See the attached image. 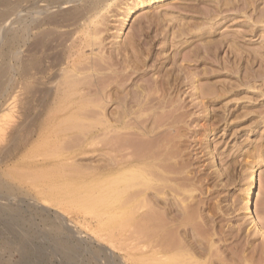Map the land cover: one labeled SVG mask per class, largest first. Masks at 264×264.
<instances>
[{
  "label": "rangeland",
  "instance_id": "1",
  "mask_svg": "<svg viewBox=\"0 0 264 264\" xmlns=\"http://www.w3.org/2000/svg\"><path fill=\"white\" fill-rule=\"evenodd\" d=\"M59 1H61L63 5L60 4L62 8L59 7L58 10H55V5L49 7L50 4L55 3L51 0H34L33 2L32 0H22V2L21 0H6V2L9 3L4 4V2L3 4L5 7L0 6V13L3 10V13L7 12L6 14L4 13V15L3 13L0 15V23H3L2 25L0 24V30L3 29L0 31V81L2 82V91L0 93V121L2 119L6 121L9 116V118L11 117L15 122L12 121L10 125L5 123V121L0 122L2 123V125L0 124V151L5 148L4 152L7 154L5 155L6 157L3 158V161L0 162V183H3L5 187L8 185L7 189L9 191H7V193L13 197L10 199L11 197L8 196V203L6 200H0V208L2 205H7V207L15 210L17 209V211H19L18 216L22 218L23 215V218L26 219L22 220L24 221L22 225L25 224L24 226L21 225L22 227H3V220L0 219V264H27L25 259L27 257H33L35 252L40 250V256L42 258L40 256H38V258H41L43 261L39 259L40 263L38 264H151V261L153 264V260L150 261L149 254L145 253L146 256L144 257L142 251H137V249H140L139 246L141 243L139 242L141 240H137L139 242H136L134 236L136 234H133L132 229L128 232L125 231L126 234L125 232L123 233L124 230L120 231L122 229L117 227L114 228L113 226L110 227L106 223V216L108 215L109 209L115 207V203H112V205L110 204L109 207L105 205L107 209L99 202L100 204L98 203L94 209L89 210L87 205L88 201L84 198L85 194L83 195V193H85L83 185L91 181V179L84 180L83 178H86L85 176L87 174H95V176L99 177L101 172L99 170L101 168L99 167L103 165V163H101L103 162V158H106V151L100 154L107 149V146L106 148H102V144H104L103 147H105V139L102 140L103 137H99L102 131H105L102 127L105 129L107 125H109L108 128L110 130V126L118 130L120 128L117 127L119 124L116 122V126H114L115 123L113 121L116 119L118 121L119 119L117 118L119 105L117 106V95L115 94H118V90L122 87L115 88V85L119 87L122 83L124 84V82L121 83V80L124 81L126 77L129 79L126 78L125 80L127 84L125 83L124 87L128 88L124 91L125 93L132 92L134 89L136 90L140 84V87H148L150 83V91L148 90L149 88L147 90L152 92L150 95L155 94V97L152 95L153 98H155V102L157 98L158 101L161 99L164 102L165 100V103H170H167L169 106L167 111L171 112L175 110V113L171 112L173 117L177 113L176 110H179L177 114L180 113L183 115L180 116V120L179 118L174 120L176 126L174 125L175 123H173V127H178V129L176 128L173 130V127H170V129L167 128L169 129V133L173 131L175 134V130L178 131L176 133L177 135L175 134L177 137L173 136L174 134H171V136H173V139L177 138L174 139L176 142L180 139L178 142L180 144L179 148L177 145L175 146L177 149L176 151L182 148L178 153L175 152L176 156L178 154L177 157L179 158L176 156L177 160L174 159L175 157L173 158V163L175 164H173L174 168H172L174 169L173 172H175L177 167L180 169L178 168L174 175H170L173 177L172 182L175 179V184H173L177 188L172 185L171 180L169 182V185L171 183V186H174L176 188H174V190H177L179 194L177 191L173 192L174 194L170 192V196L174 195V199L170 196L169 198H172L173 201L177 200V205H180L181 209H183V207L187 209L186 212H189H187L188 215L192 212L190 214L191 217L188 218L189 223H192L189 224L186 222L188 221L187 218H185L186 221L182 218L186 213L185 210L183 215H178V211L181 210L180 208L177 209L178 206H175V204L173 205L177 207L176 209L178 210L176 211V209L173 208L178 216L177 219H182L181 221H185L184 223L188 225V227L185 225V229L181 227V232L188 231L189 236L186 239H190V242L194 241L195 248L192 251H188V257H195L196 260H199L200 264H206V262L207 264H211L212 262H214L212 264H259L261 261L264 262V239L252 225V220H255L258 227L264 232V165H261L258 173L255 174V189L250 196L251 211L254 218H247L241 209L242 195L244 194L243 192L249 180L248 172L253 164L260 161L262 157L264 158V0H165L162 3L135 11L131 18L123 23L121 22L123 13L138 0H103L105 3L102 2V0H89V2L88 0H69L67 4L65 0ZM94 1L99 2L95 3ZM93 2L97 6L94 5ZM5 8H7L6 11ZM55 13L58 16L56 18L60 25H58L59 23L55 25ZM74 13L79 16L74 15ZM8 14L10 15L9 17ZM3 17L6 18L4 19ZM63 19L65 22H62ZM89 21L92 22L90 23ZM35 25L36 27L39 25L37 29ZM119 25H122V33L117 36L116 32L117 28L120 27ZM24 28L27 29L24 30ZM67 31L68 33L71 32L69 33V35H72L70 37L75 38L78 43L81 39V41L87 39V41H83L84 46L80 45L81 43L77 44L80 45V47L77 46L75 48V50L78 49L76 58L74 54L72 55V57L74 56L72 58L73 60H77L78 58L81 60L84 57L83 59L85 61H81L83 64L85 62L84 65L89 69L85 70V74L82 71V73L87 76L86 79L83 80L87 82L83 84V80L81 79L82 82H80L84 86L81 85L80 90H82L77 91L79 94L76 92L78 95L76 97L80 98L84 96L86 98H84L83 102L81 97L82 101L79 102V104L75 102L74 106L78 104L79 107L84 103V107L85 103L89 102L88 99H92H90L92 103H87V108L84 107V110L86 109L88 111L90 108L92 109H90L88 113L85 112L86 110H83L87 115H85L84 112L83 115L81 110V115L79 113L78 116L76 115L78 119L70 114L72 118L74 117L73 119L71 118L73 121L70 120L71 116L68 117L70 113L68 112L69 108L73 105H70L68 110L66 109V113H62L63 111H61L62 114L58 112L56 116L54 115L55 105L56 103L57 105L59 104L58 100H55V93L60 91H56L55 86L63 79L62 74L64 70H62V72L61 69H65L67 66V64L66 66L59 65L56 66L55 69V53L62 51V46L65 44V46H69V44L74 41L72 38L65 44L63 43L64 45L61 44L62 46L60 45V47L58 45L59 42H57L58 44L55 42V37ZM93 32L95 34H93ZM3 33L8 34L5 35ZM14 34L18 37H15L16 40H12L15 36ZM7 37L8 40H10L9 43ZM78 39L80 40L78 41ZM16 41L18 42L16 43ZM13 45H15L14 49ZM75 50L74 53L76 52ZM98 53L101 54L99 55ZM13 58H15V60ZM95 59H98V65L95 63ZM113 59L115 60L113 61ZM112 61L118 64L116 65V63ZM93 62L96 65H94ZM111 64L115 67H112ZM70 67H68V70L70 69L73 72V68ZM135 67H137V69ZM3 68L9 69L7 72L8 74L1 75ZM119 68L123 71L121 72ZM115 69L118 72L120 71L119 73L117 72L116 75ZM55 73L58 75H56V78ZM82 73H80V75ZM124 73L129 74V76L126 75L124 77ZM73 74L76 77L77 73L74 72ZM83 74L80 76L78 73L77 79L80 80V78H85ZM89 74L90 77H88ZM106 75L107 80L105 78ZM110 75L117 81H114ZM121 75L123 77H121ZM116 76L119 79H117ZM100 77H102L101 80L99 79ZM89 78H91V81ZM58 79L59 81H56ZM98 82H100V84ZM161 83L163 85H161ZM90 85L92 86L91 88L89 87ZM93 85L95 87H93ZM101 85L105 88H101ZM97 86L98 88H96ZM161 86L165 87L162 88ZM102 89L104 90L102 91ZM115 89L118 90L115 92ZM159 89H164L163 91H165V94ZM110 90L112 92H110ZM154 90L157 91L155 92ZM85 92H88L87 94L90 98L87 99L88 96ZM60 93L58 92L57 94ZM112 94H114L115 97H113ZM158 94L163 95H160V98ZM106 95H109L110 98L109 96L106 97ZM94 100H97L96 104ZM99 102L103 105L100 106L101 104ZM180 106H182L181 108L183 109H181ZM66 107H68V105H66ZM114 107H118L117 111ZM173 107L176 109H173ZM98 108L100 109L98 110ZM112 110L114 114H112ZM6 114L8 115L4 116ZM177 114L175 117L178 116ZM66 115L68 116L66 117ZM97 116H100V118L98 119ZM79 117L81 118L80 120ZM102 117L103 119L105 118V121L106 118H108V120L104 122ZM32 118L34 119L31 120ZM110 118H112V120ZM75 119L81 123H77ZM85 120L87 122H85ZM102 120L103 123L100 122ZM29 121H33V125L29 123L27 125L26 123ZM48 121H51L49 124L55 123L57 127H55V133L54 131L50 132H53L52 136L48 133L49 131L44 128L48 124ZM169 121H171V119H169ZM83 122L86 125L83 124ZM93 122H95L96 125ZM107 122L110 124L106 125L105 123ZM62 123H64V125H62ZM74 123L77 125L79 124L77 128L76 124L73 125ZM16 124H20L21 126L24 124L27 125H24V128H26L28 132L26 130V132L22 131L18 133L19 135H12L11 132L16 128L15 126L18 127ZM29 125H31V127H28ZM87 125L91 126L85 127ZM94 127H96L98 131ZM97 133L100 134L97 135ZM77 134L80 135L78 136ZM112 134L114 135L115 133ZM75 136L77 137L75 138ZM96 136L98 137L96 138ZM24 137L26 138L24 139ZM71 137L73 139L75 138V140ZM93 138L95 139L92 141ZM89 139H91L92 142L89 141ZM11 140L14 142L12 143ZM59 141L60 143L58 145ZM4 142L6 144H4ZM96 142L98 145L95 144ZM16 143L17 147L15 146ZM61 144L63 145L62 147H60ZM56 146L58 147L57 149H55ZM99 146L102 149H100ZM57 150L60 151L58 152ZM103 154H105V156ZM212 156H214L212 160L215 161L210 159ZM175 161H179L177 162L179 164L181 162V166ZM22 163L24 164L22 165ZM63 164L65 166H62ZM74 166H76L75 170ZM22 168V176H20L17 170L20 171ZM55 168L56 170L57 168H64V171L67 173L70 172L69 175L73 174L79 176L78 178L81 181L80 182L78 178L71 180L78 189H74L71 195L72 200H69V202H72H67L69 205L66 203L67 200L58 194V184L61 185V182L55 181L53 175L56 171ZM15 171L17 173H15ZM28 172H30V174H27ZM19 176L21 178H19ZM37 177L41 179L39 182L37 181ZM184 177L186 179H184ZM187 177L190 178L188 179ZM82 182L83 185L81 184ZM176 184H178V186ZM55 186L58 187L55 189ZM187 191L188 193H186ZM3 192L5 193V191ZM74 199L76 202H74ZM179 199L180 201H178ZM111 201L115 202L114 200ZM193 204H195V206H193ZM175 213L173 216H176ZM185 217H187L186 214ZM55 225L58 227H55ZM194 225L195 227H192ZM175 228L178 229L179 227ZM192 229L195 230L196 233L195 231L191 233L193 232ZM126 236L128 237L126 238ZM129 237L130 239H134L131 241ZM21 238L25 239L22 244L19 241ZM176 238L180 240L179 237ZM131 243L135 246L137 244L138 248L134 249L135 246ZM62 248L63 250L68 248L75 249L77 259L72 261L66 259L67 255ZM254 248L255 250L258 249V252H256L257 250L255 251ZM143 250L146 252V249ZM253 250L254 253H252ZM193 252L196 253L193 254ZM257 254L258 256L256 258ZM37 255H39V253ZM139 255L142 257L140 258ZM147 255L148 259H146ZM259 255L262 257L258 259V257H260ZM139 258L140 260H138ZM240 259L241 262H239ZM219 260L222 262L220 263ZM256 261L259 262L257 263Z\"/></svg>",
  "mask_w": 264,
  "mask_h": 264
},
{
  "label": "bare ground",
  "instance_id": "2",
  "mask_svg": "<svg viewBox=\"0 0 264 264\" xmlns=\"http://www.w3.org/2000/svg\"><path fill=\"white\" fill-rule=\"evenodd\" d=\"M9 1H11V0H9ZM34 0H32V2H33ZM45 1V0H44ZM51 1H54L55 3L52 5V4H50V5H52V6H50L49 5V7H53L54 5H55V10H58L59 9V7L61 6V5H63L62 4V2L61 1H59V0H57V1H55V0H51ZM69 0H65V3L67 4V2H68ZM83 1V0H82ZM81 1V2H82ZM106 1V0H105ZM165 0H138V1H136V2H134V4L132 5V6H130V7H128L127 8V10L123 13V15H122V20H121V22L123 23L124 21H127L129 18H131V16H132V14L133 13H135V11H137V10H141V9H144V8H147V7H150V6H153V5H155V4H158V3H162V2H164ZM0 2H1V4H0V6L2 7V6H4V4H8L9 2H6V0H0ZM5 2V3H4ZM21 2H22V0H21ZM88 2H89V0H88ZM95 2V1H94ZM93 2V4L94 5H96L95 3H98L99 1H96L95 3ZM102 2H104L103 0H102ZM4 3V4H3ZM12 3V2H11ZM10 3V4H11ZM45 3V2H44ZM48 3V2H47ZM105 3V2H104ZM3 4V5H2ZM61 4V5H60ZM71 4V3H70ZM81 4V3H80ZM79 4V5H80ZM83 4H85V3H83ZM100 4H101V1H100ZM12 5V4H11ZM102 5V4H101ZM38 6V5H37ZM97 6V5H96ZM5 7V6H4ZM3 7V8H4ZM12 7V6H11ZM11 7H9V8H11ZM18 7V6H17ZM48 7V8H49ZM104 7V6H103ZM8 8V9H9ZM60 8H62V7H60ZM76 8V7H75ZM75 8H73V9H75ZM15 9V8H14ZM14 9H12V10H14ZM46 9V8H45ZM53 9V8H52ZM76 9H78V8H76ZM91 9V8H90ZM97 9V8H96ZM7 10V8H5V11ZM62 10V9H61ZM65 10V9H64ZM72 10V9H71ZM4 11V10H3ZM3 11H1V13H3ZM9 11V10H8ZM33 11V10H32ZM13 12V11H12ZM19 12V11H18ZM56 12V11H55ZM61 12V11H60ZM65 12V11H64ZM1 13H0V15H1ZM5 13V12H4ZM4 13H3V15H4ZM7 13V12H6ZM5 13V14H6ZM46 13V12H45ZM90 13V12H89ZM15 14V13H14ZM53 14V13H52ZM59 14V13H58ZM95 14V13H94ZM28 15V14H27ZM64 15V14H63ZM66 15V14H65ZM74 15H76L75 13H74ZM78 15V14H77ZM76 15V16H77ZM10 15L8 14V17H9ZM21 16H23V15H21ZM53 16V15H52ZM62 16V15H61ZM79 16V15H78ZM15 17V16H14ZM25 17V16H24ZM54 17V16H53ZM56 17H58L57 16V14L55 13V25H57L59 22H58V19L56 18ZM87 17H88V15H87ZM91 17V16H90ZM4 18V17H3ZM6 18V17H5ZM4 18V19H5ZM11 18V17H10ZM43 18V17H42ZM61 18V17H60ZM65 18V17H64ZM68 18H69V16H68ZM77 18V17H76ZM80 18H81V16H80ZM84 18V17H83ZM1 19V18H0ZM9 19V18H8ZM7 19V20H8ZM13 19V18H12ZM32 19V18H31ZM36 19V18H35ZM41 19V18H40ZM62 19V18H61ZM67 19V18H66ZM75 19V18H74ZM92 19H93V17H92ZM17 20V19H16ZM34 20V19H33ZM47 20V19H46ZM60 20V19H59ZM64 20V19H63ZM62 20V22H65V20L63 21ZM80 20V19H79ZM87 20H89V19H87ZM2 21H3V19H2ZM72 21V20H71ZM1 22V21H0ZM13 22V21H12ZM15 22V21H14ZM18 22V21H17ZM25 22V21H24ZM32 22V21H31ZM47 22V21H46ZM61 22V21H60ZM77 22V21H76ZM90 22V21H89ZM92 22V21H91ZM90 22V23H91ZM11 23V22H10ZM21 23V22H20ZM29 23V22H28ZM33 23V22H32ZM48 23H50V22H48ZM75 23V22H74ZM89 23V24H90ZM1 25L3 24V23H0ZM18 24V23H17ZM34 24V23H33ZM39 24V23H38ZM54 24V23H53ZM65 24V23H64ZM84 24V23H83ZM94 24V23H93ZM96 24V23H95ZM0 25V26H1ZM41 25V24H40ZM58 25H60V23L58 24ZM74 25V24H73ZM76 25V24H75ZM4 26V25H3ZM11 26V25H10ZM39 26V25H38ZM37 26V27H38ZM42 26V25H41ZM95 26V25H94ZM120 26V25H119ZM37 27H36V25H35V28L37 29ZM58 27V26H57ZM1 28V27H0ZM11 28V27H10ZM9 28V29H10ZM17 28V27H16ZM15 28V29H16ZM23 28V27H22ZM33 28V27H32ZM31 28V29H32ZM41 28V27H40ZM87 28V27H86ZM96 28V27H95ZM25 29H27V28H24V30ZM72 29V28H71ZM3 30V29H2ZM2 30H0V31H2ZM5 30V29H4ZM41 30V29H40ZM59 30V29H58ZM75 30V29H74ZM83 30V29H82ZM100 30V29H99ZM121 30H122V25L119 27V28H117V36H119L122 32H121ZM6 31V30H5ZM16 31V30H15ZM32 31V30H31ZM84 31H86V30H84ZM23 32H26V31H23ZM47 32V31H46ZM56 32V31H55ZM63 32V31H62ZM72 32H73V30H72ZM78 32V31H77ZM88 32V31H87ZM96 32V31H95ZM69 33H71V32H69ZM69 33H68V31L67 32H64V33H61L60 35H58V37H55V42L57 43V42H59V46L62 44V45H64L66 42H68V41H70L72 38L70 37V36H72V35H69ZM85 33V32H84ZM83 33V34H84ZM101 33V32H100ZM3 34H5V33H3ZM6 34H8V33H6ZM5 34V35H6ZM24 34V33H23ZM75 34V33H74ZM73 34V35H74ZM87 34V33H86ZM93 34H95L94 32H93ZM12 35V34H11ZM15 35V34H14ZM18 35V34H17ZM88 35V34H87ZM99 35V34H98ZM2 36V35H1ZM4 36V35H3ZM57 36V35H56ZM97 36V35H96ZM95 36V37H96ZM16 37V35L14 36V38ZM84 37V36H83ZM100 37V36H99ZM6 38V37H5ZM12 38V37H11ZM10 38V39H11ZM12 39V40H16V38H18V37H16L15 39ZM34 38V37H33ZM38 38V37H37ZM36 38V39H37ZM85 38V37H84ZM94 38V37H93ZM21 39V38H20ZM77 39V38H76ZM96 39H98V38H96ZM7 40H8V37H7ZM23 40V39H22ZM38 40V39H37ZM73 40L74 41H72V43L71 44H69V46L67 45V46H62L63 47V49H62V51H60V52H58V53H55V69H56V66H59V65H65L66 66V64H67V66H66V68L65 69H61V71L62 70H64V72H63V79L62 78H60V79H62L61 80V82L59 81V79L58 80H56V81H59V83H57L56 84V88H55V90L57 91V90H60V91H57L56 93H55V100L57 101L58 100V102H59V104L57 105V103H56V105H55V116L57 115V113L58 112H60L61 113V111H63L62 113H66L67 112V110H68V108L70 107V105H73L72 107H70L69 108V111L68 112H70L69 113V116L68 115H66V117L68 116V117H70L71 115L72 116H75V118H77L76 117V115L78 116V113L80 114V112L82 111V114H83V112L86 110H84V107H86L87 106V103H92V101H90V97L88 96V92L86 93L87 94V99L88 98H90V99H88V101L89 102H87V103H85V106L83 107V105H84V103H83V105H81L82 107H83V109H82V107L81 106H79L78 107V104H79V102H81L82 101V99H83V102H84V98H86V97H82V99H81V97L79 98V97H76V96H78L77 95V91H79L80 90V87H81V85L82 86H84L83 84H85V82H87V81H85L84 82V80L83 79H86V77L87 76H85L84 74V72H86L85 70L87 69V70H89L84 64H85V62H84V64H83V62L81 61V60H83V61H85L83 58L80 60L79 58L76 60V59H72L74 56H75V58H76V53H77V50L78 49H76L75 50V48L77 47V46H79L80 47V45H83L84 44V42L85 41H87V39L83 42V41H81L80 39H78V41L80 40V42L79 43H81L80 45H77V44H79L76 40H75V38H73ZM94 40V39H93ZM9 41L10 40H8V43H9ZM95 41V40H94ZM99 41H100V39H99ZM3 42V41H2ZM6 42V41H5ZM12 42V41H11ZM10 42V43H11ZM18 41H16V43H17ZM83 42V43H82ZM8 43H7V45H8ZM13 43V42H12ZM43 43V42H42ZM64 43V44H63ZM19 44V43H18ZM17 44V45H18ZM31 44V43H30ZM56 44V45H57ZM92 44H93V42H92ZM97 44V43H96ZM100 44V43H99ZM35 45V44H34ZM33 45V46H34ZM46 45V44H45ZM57 45V46H58ZM9 46V45H8ZM14 46L15 45H13V49H14ZM36 46V45H35ZM58 46V47H59ZM60 46V47H61ZM84 46V45H83ZM91 46H93V45H91ZM97 46V45H96ZM102 46H103V44H102ZM11 47V46H10ZM19 47V46H18ZM78 47V48H79ZM128 47V46H127ZM100 48V47H99ZM98 48V49H99ZM83 49V48H82ZM86 49V48H85ZM117 49V48H116ZM9 50V49H8ZM17 50V49H16ZM31 50V49H30ZM74 50L76 51L75 53H74ZM88 50V49H87ZM115 50V49H114ZM129 50V49H128ZM13 51V50H12ZM118 51L120 52V50L118 49ZM9 52H10V50H9ZM16 52V51H15ZM81 52V51H80ZM119 52H117V53H119ZM129 52V51H128ZM135 52V51H134ZM20 53V52H19ZM102 53V52H101ZM100 53V54H101ZM133 53V52H132ZM1 54V53H0ZM12 54V53H11ZM74 54V56L72 57V55ZM80 54V53H79ZM84 54V53H83ZM88 54V53H87ZM99 54V53H98ZM99 54V55H100ZM91 55V54H90ZM99 55H98V57H99ZM121 55V54H120ZM131 55V54H130ZM136 55H138V54H136ZM81 56V55H80ZM88 56V55H87ZM94 56V55H93ZM97 56V55H96ZM118 56H119V54H118ZM89 57V56H88ZM88 57H87V60H88ZM95 57V56H94ZM93 57V58H94ZM97 57V58H98ZM120 57V56H119ZM5 58V57H4ZM3 58V59H4ZM107 58V57H106ZM105 58V59H106ZM115 58V57H114ZM133 58H134V56H133ZM14 60H15V58H13ZM99 59V58H98ZM98 59H95V63H97V61H98ZM130 59V58H129ZM138 59V58H137ZM89 60H90V58H89ZM93 60V59H92ZM101 60V59H100ZM102 60H104V59H102ZM115 59H113V61H114ZM112 61V62H113ZM130 61V60H129ZM261 61V60H260ZM259 61V62H260ZM69 62H70V64H69ZM71 62H72V64H71ZM104 62V61H103ZM110 62V61H109ZM94 63V62H93ZM94 63V65H96ZM98 63H99V61H98ZM98 63H97V65H98ZM107 63H108V60H107ZM113 63H116V62H113ZM127 63V62H126ZM130 63V62H129ZM263 63H264V61H263ZM106 64V63H105ZM118 63H116V65H117ZM125 64V63H124ZM163 64V63H162ZM261 64V63H260ZM20 65V64H19ZM42 65V64H41ZM40 65V66H41ZM71 67H70V66ZM108 65V64H107ZM106 65V66H107ZM112 65V64H111ZM87 66H88V64H87ZM114 65H112V67H113ZM126 66V65H125ZM128 66V65H127ZM130 66V65H129ZM136 66V65H135ZM17 67V66H16ZM20 67V66H19ZM68 67H70V68H73V72H72V70H68ZM94 67V66H93ZM102 67H104V66H102ZM108 67H110V66H108ZM115 67V66H114ZM123 67V66H122ZM138 67V66H137ZM137 67H135L136 69H137ZM162 67V66H161ZM105 68V67H104ZM126 68V67H125ZM139 68V67H138ZM182 68V67H181ZM180 68V69H181ZM93 69V68H92ZM132 69V68H131ZM140 69V68H139ZM110 70V69H109ZM112 70V69H111ZM116 70V69H115ZM119 70H120V68H119ZM9 71V69H4L3 68V70L1 71V75H6V73ZM82 71H83V73H82ZM97 71H99V70H97ZM114 71V70H113ZM121 71V70H120ZM119 71V72H120ZM123 71V70H122ZM121 71V72H122ZM131 71V70H130ZM134 71V70H133ZM136 71V70H135ZM147 71V70H146ZM164 71V70H163ZM171 71V70H170ZM169 71V72H170ZM181 71V70H180ZM56 72H57V70H56ZM77 73L76 74V77H75V75L73 74V73ZM92 72V71H91ZM102 72H104V71H102ZM117 70H116V73H115V75L117 74ZM118 72V73H119ZM173 72V71H172ZM184 72V71H183ZM72 73V74H71ZM78 73H79V75H80V73H82L83 74V76H85V78L83 77V78H80V76L82 75H80L79 76V78H80V80H78L77 78V75H78ZM90 73V72H89ZM109 73V72H108ZM113 73V72H112ZM132 73V72H131ZM161 73V72H160ZM179 73V72H178ZM8 74V73H7ZM101 74V73H100ZM105 74H107V73H105ZM104 74V75H105ZM111 74V73H110ZM123 74V73H122ZM125 74V73H124ZM135 74V73H134ZM145 74V73H144ZM150 74H152V73H150ZM156 74V73H155ZM168 74V73H167ZM56 73H55V78H56ZM74 75V76H73ZM98 75V74H97ZM129 76V74H125L124 75V77L125 76ZM133 75V74H132ZM136 75V74H135ZM172 75V74H171ZM182 75V74H181ZM58 76V75H57ZM110 76H112V75H110ZM140 76V75H139ZM166 76V75H165ZM177 76V75H176ZM192 76V75H191ZM2 77H4V76H2ZM88 77H90V74H89V76ZM92 77V76H91ZM99 77V76H98ZM107 77V75L105 76V78ZM121 77H123L122 75H121ZM121 77H120V79H121ZM144 77V76H143ZM167 77V76H166ZM165 77V78H166ZM97 78V77H96ZM104 78V79H105ZM112 78H113V76H112ZM116 78H117V76H116ZM115 78V79H116ZM126 78H128V77H126ZM126 78H124V81H122L121 80V83L122 82H124V84L122 85L121 83V85L118 87V85L116 86L115 84V88L117 87V88H121V89H117L118 90V94H115L114 93V91L116 92L117 90L115 89L114 91H113V93L115 94V95H117V106L119 107H117L118 108V117L117 118H119L118 119V121H117V119L115 120V121H113L114 123L116 122L117 124H119L117 127H120L119 128V130L116 128L115 129V127L114 126H116V123H115V125L113 126L114 128H112V126H110V128H111V130L108 128L109 127V125H107V124H110V123H105L106 125H107V127L104 129V127H102V129L103 130H105L104 132L102 131V133H101V135L99 136L100 138H102V140L103 139H105V141L104 142H106L105 143V147H103L104 146V144H102L101 146H102V148H106V146H107V149L106 150H104L103 152H101L100 154H102V153H104L105 151V153H106V156H105V154H103L106 158H103L102 156H100V157H102L103 158V162H101V163H103V165H101V167H99L98 165V167L99 168H101V169H99L101 172H100V176L98 177V176H95V174H87L85 177L86 178H83L84 180L86 179H91V181H86V182H88V183H85L84 185H83V182L81 183L83 186H84V188H85V193H83V195L85 196L84 198H86V200L88 201V209L90 210V209H94L95 208V206L99 203V202H101L104 206L105 205H107L108 207H109V205L111 204L112 205V203H115L116 205H115V207H111L110 209H109V212H108V215L106 216V223L110 226V227H117V228H119V229H122V230H120V231H123V233L126 231V232H128L130 229H132V231H133V234H136V235H134L135 236V239H136V242H139L140 240V242L139 243H141L140 244V249H137V251L138 250H140V252L142 251V253L144 254V257L146 256L145 255V253L146 254H149V257H150V261L151 260H153V264H200V262H199V260H196V258L195 257H188V251H192L194 248H195V246H194V241H189V240H187L186 238L189 236V232L188 231H185V232H181V230H180V228L181 227H183L184 229H185V221H186V219L185 218H189V217H191V213L192 212H190V216L187 214V212H186V210L187 209H185L184 207H183V209H181V206L179 205H177L178 204V202H177V200L174 202L173 200H172V198L174 197V195L173 196H170V192H176L175 190H174V188L176 187L174 184H175V179L173 180V182H172V178L173 177H171L170 175L172 174V175H174L175 174V172L177 171V169L179 168V167H177L176 168V170H175V172H173L174 171V169H172V168H174L173 167V164H175V163H173V158L176 156V154H175V152L176 153H178V151L179 150H181V149H179L178 151H176L177 149H176V145L178 146V148H179V146H180V144L178 143L179 142V140H178V142H176V140L174 141V139H177V138H172L173 136H175V134L178 132L177 130H175L174 132H175V134L173 133V131H170V132H172V133H169V129H170V127H173V123H175V121L174 120H176V119H178L179 118V120H180V116H183L182 114H177L178 113V111L179 110H176V114L178 115L177 117H175V115H174V117H173V115H172V113H175V110H173V109H176V108H174L173 107V111H167V108L169 107L168 105H167V103L168 102H166L165 103V100H164V102L160 99L159 101H158V98L156 99L157 101L155 102V98H153V96L155 95H150V93H152V92H149L150 91V88L151 87H149L150 86V83H149V85H148V87L146 88V87H140V85L138 86V88L137 87H135V88H137L136 90L134 89V91H132V92H128V93H125L124 91H126V88L124 87V85H125V83L127 84V82H125V80H126ZM147 78V77H146ZM177 78V77H176ZM23 79V78H22ZM81 79L83 80V82L81 81ZM90 79V81H91V78H89ZM100 80L102 79V77H100L99 78ZM99 79H97V80H99ZM110 79V78H109ZM117 79H119V78H117ZM129 79V78H128ZM133 79V78H132ZM143 79V78H142ZM141 79V80H142ZM145 79V78H144ZM149 79V78H148ZM192 79V78H191ZM106 80H107V78H106ZM111 80V79H110ZM113 80H114V78H113ZM140 80V79H139ZM164 80V79H163ZM168 80V79H167ZM166 80V81H167ZM189 80V79H188ZM3 81V80H2ZM83 83V84H81V82ZM89 81V80H88ZM94 81V80H93ZM96 81V80H95ZM105 81V80H104ZM103 81V82H104ZM114 81H117V80H114ZM144 81H146V80H144ZM153 81H155V80H153ZM158 81V80H157ZM157 81H156V83H157ZM165 81V82H166ZM207 81V80H206ZM113 82V81H112ZM164 82V81H163ZM180 82V81H179ZM205 82V81H204ZM4 83V82H3ZM89 83H91V82H89ZM94 83V82H93ZM92 83V84H93ZM99 84H100V82H98ZM109 83V82H108ZM111 83V82H110ZM114 83V82H113ZM132 83H133V81H132ZM168 83V82H167ZM181 83V82H180ZM195 83V82H194ZM207 83V82H206ZM98 84V85H99ZM104 84V83H103ZM117 84V83H116ZM119 84V83H118ZM135 84V83H134ZM155 84V83H154ZM169 84V83H168ZM173 84V83H172ZM178 84V83H177ZM89 85V84H88ZM97 85V84H96ZM107 85H109V84H107ZM113 85V86H114ZM144 85V84H143ZM146 85V84H145ZM161 85H163L162 83H161ZM191 85V84H190ZM137 86V85H136ZM158 86H160V85H158ZM158 86H155L156 88L158 87ZM166 86V85H165ZM164 86V87H165ZM194 86V85H193ZM90 88L92 87L91 85L89 86ZM88 87V88H89ZM93 87H95L94 85H93ZM104 87V86H103ZM102 87V85H101V88H103ZM131 87H133V86H131ZM152 87H153V85H152ZM162 87V86H161ZM164 87H162V88H164ZM195 87V86H194ZM206 87V86H205ZM96 88H98V86L96 87ZM100 88V89H101ZM105 88V87H104ZM109 88V87H108ZM107 88V89H108ZM149 88V89H148ZM159 88V87H158ZM175 88V87H174ZM173 88V89H174ZM94 89V88H93ZM113 89H114V87H113ZM128 89V88H127ZM132 89V88H131ZM149 91H148V90ZM161 89V88H160ZM159 89V90H160ZM197 89V88H196ZM82 90V89H81ZM80 90V91H81ZM85 90V89H84ZM99 90V89H98ZM97 90V91H98ZM104 89H102V91H103ZM112 90V89H111ZM110 90V92H112ZM152 90H153V88H152ZM151 90V91H152ZM164 90V89H163ZM163 90H160V91H163ZM199 90V89H198ZM1 91H2V82L0 81V93H1ZM88 91V90H87ZM90 91V90H89ZM96 91V92H97ZM131 91V90H130ZM155 92L157 91V90H154ZM204 91V90H203ZM207 91V90H206ZM60 93V94H57V93ZM77 92V93H76ZM101 92V91H100ZM105 92V91H104ZM104 92H103V94H104ZM108 92V91H107ZM149 92V93H148ZM154 92V93H155ZM165 91H163L162 93H164ZM179 92V91H178ZM199 92V91H198ZM82 93H83V95H84V92L82 91ZM90 93H91V91H90ZM89 93V94H90ZM94 93V92H93ZM98 93V92H97ZM158 93V92H157ZM156 93V94H157ZM207 93V92H206ZM79 94V93H78ZM96 94V93H95ZM100 94V93H99ZM106 94V93H105ZM111 94V93H110ZM109 94V95H110ZM114 94H112L113 95V97H115V95ZM165 94V93H164ZM208 94V93H207ZM80 95H81V93H80ZM108 95V96H109ZM150 95V96H149ZM159 95V94H158ZM160 95H163V94H160ZM160 95H159V97H160ZM92 96H94V95H92ZM101 96H102V94H101ZM107 95H106V97H108ZM111 96V95H110ZM110 96H109V98H110ZM177 96V95H176ZM201 96V95H200ZM2 97V96H1ZM155 97V96H154ZM167 97V96H166ZM198 97V96H197ZM102 98V97H101ZM112 98V97H111ZM153 98V99H152ZM161 98V97H160ZM164 98V97H163ZM199 98V97H198ZM102 99H104V98H102ZM92 100V99H91ZM106 100V99H105ZM108 100V99H107ZM116 100V99H115ZM95 101V100H94ZM97 101V100H96ZM96 101L94 102L95 104H96ZM167 101V100H166ZM171 101H173V100H171ZM174 101H176V100H174ZM179 101V100H178ZM75 102H78V104H77V106H74L75 104ZM112 102H113V99H112ZM111 102V103H112ZM114 102H116V101H114ZM154 102V103H153ZM100 103V102H99ZM178 103V102H177ZM197 103H199V102H197ZM82 104V103H81ZM101 104V103H100ZM168 104H170V103H168ZM66 105H68V107H66ZM99 105V104H98ZM103 104H101L100 106H102ZM175 105V104H174ZM184 105V104H183ZM90 106V105H89ZM88 106V107H89ZM92 106V105H91ZM94 106V105H93ZM113 106H114V104H113ZM185 106V105H184ZM81 107V108H80ZM96 107H97V105H96ZM99 107V106H98ZM182 106H180V108H181ZM14 108V107H13ZM27 108V107H26ZM76 108V109H75ZM87 108V107H86ZM114 108H116V107H114ZM113 108V109H114ZM117 108H116V111H117ZM67 109V110H66ZM71 109V110H70ZM90 109H92V108H90ZM90 109L88 110V111H90ZM100 108H98V110H99ZM103 109H105V108H103ZM171 109V108H170ZM169 109V110H170ZM177 109H179V108H177ZM181 109H183V108H181ZM25 110V109H24ZM27 110V109H26ZM81 110V111H80ZM84 110V111H83ZM94 110H96V109H94ZM52 111V110H51ZM88 111L86 110L85 112H87L88 113ZM102 111V110H101ZM106 111V110H105ZM113 111V110H112ZM50 112V111H49ZM85 112H84V114H85ZM94 112H96V111H94ZM104 112V111H103ZM102 112V113H103ZM110 112V111H109ZM12 113V112H11ZM61 113V114H62ZM87 113L85 114V115H87ZM97 113V112H96ZM99 113V112H98ZM105 113H107V112H105ZM181 113H182V111H181ZM185 113V112H184ZM50 114V113H49ZM68 114V113H67ZM71 114V115H70ZM73 114H75V115H73ZM83 114V115H84ZM92 114V113H91ZM95 114V113H94ZM112 114H114V111H113V113ZM8 114H6V115H4V116H7ZM12 115V114H11ZM10 115V116H11ZM81 115V114H80ZM79 115V116H80ZM97 115V114H96ZM95 115V116H96ZM108 115V114H107ZM187 115V114H186ZM2 116V115H1ZM3 116V117H4ZM72 116L70 117V120H71V118H72ZM101 116V115H100ZM100 116H97L98 117V119L100 118ZM105 116H106V114H105ZM105 116H103V117H105ZM115 116V115H114ZM48 117V116H47ZM88 117V116H87ZM103 117H102V119H103ZM110 117V116H109ZM29 118V117H28ZM44 118V117H43ZM74 118V117H73ZM72 118V119H73ZM93 118V117H92ZM113 118V117H112ZM112 118H110L111 120H112ZM113 118V119H114ZM175 118V119H174ZM188 118V117H187ZM34 118H32L31 120H33ZM50 119V118H49ZM78 119V118H77ZM77 119H75V120H77ZM81 118L79 117V120H80ZM88 119V118H87ZM86 119V120H87ZM109 119V120H110ZM169 119H171V121H169ZM30 120V121H31ZM48 120V119H47ZM85 120V122H87ZM104 120V122H106L107 120H108V118H106V121H105V118L103 119ZM103 120L102 121H100V122H102L103 123ZM3 121H5V119L3 120H1L0 122H3ZM12 119H11V117L9 118V116H8V119L5 121V123H7V124H9L10 125V123H12ZM27 122L26 124L28 125V123L29 124H32V122ZM55 121V120H54ZM65 121H66V118H65ZM71 121H73V120H71ZM71 121H70V123H71ZM93 121V120H92ZM169 121V122H168ZM14 122V121H13ZM51 121H48L47 123V125H46V127H44V128H46V130H48L49 132L48 133H50L51 131H54V133H55V123H53V121H52V123L53 124H49ZM81 123L80 121H78L77 120V123ZM99 122V121H98ZM111 122V121H110ZM119 122V123H118ZM15 123V122H14ZM67 123H68V121H67ZM69 123V124H70ZM94 124H95V122H93ZM177 123H178V120H177ZM183 123H185V122H183ZM182 123V124H183ZM1 125H2V123H0ZM59 124V123H58ZM72 124V123H71ZM70 124V125H71ZM76 123H74L73 125H75ZM83 124H85L84 122H83ZM112 124V123H111ZM180 124V123H179ZM16 125H18V124H16ZM20 125V124H19ZM18 125V127L17 126H15L16 128L15 129H13V131L11 132L10 130V132L12 133V135L14 134H18V133H20V132H26V128H24L25 126H27V125H23V126H19ZM33 125V124H32ZM60 125H61V123H60ZM62 125H64V123H62ZM79 125V124H78ZM78 125L76 124V128L78 127ZM86 125V124H85ZM91 125H92V122H91ZM90 125V126H91ZM96 125V124H95ZM94 125V126H95ZM106 125H104V126H106ZM172 125V126H171ZM175 126H176V123L174 124ZM3 126H5V125H3ZM68 126V125H67ZM90 126H85V127H90ZM98 126V125H97ZM102 126V125H101ZM173 127V130L174 129H178V127ZM2 127V126H1ZM6 127V126H5ZM28 127H31V125H29ZM27 127V128H28ZM73 127V126H72ZM72 127H71V129H72ZM93 127V126H92ZM57 128V127H56ZM75 128V127H74ZM83 128V127H82ZM94 128H96V127H94ZM108 128V129H107ZM167 128H169V129H167ZM23 129H25V130H23ZM30 129V128H29ZM61 129V128H60ZM59 129V130H60ZM64 129V128H63ZM70 129V130H71ZM80 129V128H79ZM84 129V128H83ZM114 129H115V131H117V132H115L114 131ZM2 130V129H1ZM34 130V129H33ZM66 130V129H65ZM85 130V129H84ZM90 130V129H89ZM88 130V131H89ZM92 130V129H91ZM96 130H97V128H96ZM113 130V131H112ZM31 131V130H30ZM72 131V130H71ZM74 131V130H73ZM78 131V130H77ZM77 131H75V132H77ZM93 131H94V129H93ZM98 131V130H97ZM99 131H100V129H99ZM180 131V130H179ZM8 132V131H7ZM17 132V133H16ZM27 132H28V130H27ZM33 132V131H32ZM69 132V131H68ZM79 132H81V131H79ZM87 132V131H86ZM85 132V133H86ZM6 133V132H5ZM53 133V132H52ZM52 133H50V135L52 136ZM89 133V132H88ZM103 133H104V136H103ZM112 133H115L114 135L112 134ZM1 134V133H0ZM26 134V133H25ZM29 134V133H28ZM83 134V133H82ZM100 134V133H99ZM98 133H97V135H99ZM171 134H174L173 136H171ZM19 135V134H18ZM22 135V134H21ZM55 135V134H54ZM57 135V134H56ZM78 135V134H77ZM80 135V134H79ZM78 135V136H79ZM94 135V134H93ZM93 135H91V136H93ZM177 135V134H176ZM10 136V135H9ZM90 136V135H89ZM102 136V137H101ZM179 136V135H178ZM16 137H18V136H16ZM27 137V136H26ZM26 137H24V139L26 138ZM45 137V136H44ZM77 136H75V138H76ZM81 137V136H80ZM82 137H84V136H82ZM98 136H96V138H97ZM175 137H177V136H175ZM12 138V137H11ZM28 138V137H27ZM72 138V137H71ZM75 138L73 139V140H75ZM85 138V137H84ZM92 138V137H91ZM15 139V138H14ZM23 139V140H24ZM71 139V140H72ZM79 139V138H78ZM86 139V138H85ZM95 138H93L92 139V141L94 140ZM58 140V139H57ZM66 140V139H65ZM72 140V141H73ZM81 140V139H80ZM82 140H83V138H82ZM5 141V140H4ZM27 141V140H26ZM79 141V140H78ZM77 141V142H78ZM89 141H91V139H89ZM91 141V142H92ZM11 142H12V140H11ZM14 142V141H13ZM12 142V143H13ZM15 142H17V141H15ZM18 142H19V140H18ZM21 142V141H20ZM23 142V141H22ZM65 142V141H64ZM67 142V141H66ZM102 142V141H101ZM59 143H60V141L58 142V145H59ZM80 143H81V141H80ZM100 143V142H99ZM179 145H178V144ZM180 143H182V142H180ZM4 144H6L5 142H4ZM10 144V143H9ZM51 144V143H50ZM76 144H78V143H76ZM75 144V145H76ZM94 144V143H93ZM95 144H97V142L95 143ZM184 144V143H183ZM17 145V143L15 144V146ZM41 145V144H40ZM54 145V144H53ZM71 145V144H70ZM85 145V144H84ZM89 145V144H88ZM98 145V144H97ZM1 146V145H0ZM63 145L61 144V146L60 147H62ZM72 146V145H71ZM80 146H82V145H80ZM93 146V145H92ZM95 146V145H94ZM109 146V147H108ZM17 147V146H16ZM18 147H19V145H18ZM74 147H76V146H74ZM100 147V146H99ZM15 148V147H14ZM13 148V149H14ZM55 148V147H54ZM58 147L56 146V148L55 149H57ZM70 148V147H69ZM72 148H73V146H72ZM80 148V147H79ZM89 148H90V145H89ZM97 148V147H96ZM101 147H100V149H102ZM74 149V148H73ZM82 149H83V147H82ZM85 149V148H84ZM99 149V148H98ZM4 150H5V148H4ZM4 150H2V151H0V162L1 161H3V158H5L6 156L5 155H7V154H5V152H4ZM49 150V149H48ZM64 150H66V149H64ZM92 150V149H91ZM91 150H90V152H91ZM8 151V150H7ZM51 151H53V150H51ZM50 151V152H51ZM55 151V150H54ZM58 152L60 151V150H57ZM56 151V152H57ZM67 151V150H66ZM76 151V150H75ZM85 151V150H84ZM94 151V150H93ZM100 151V150H99ZM102 151V150H101ZM9 152V151H8ZM48 152V151H47ZM70 152H71V150H70ZM87 152H89V151H87ZM181 152V151H180ZM179 152V153H180ZM68 153H69V151H68ZM35 154V153H34ZM43 154V153H42ZM47 154V153H46ZM84 154H86V153H84ZM88 154V153H87ZM91 154V153H90ZM98 154V153H97ZM45 155V154H44ZM80 155V154H79ZM89 155V154H88ZM87 155V156H88ZM38 156V155H37ZM57 156V155H56ZM63 156V155H62ZM92 156V155H91ZM99 156V155H98ZM177 156H178V154H177ZM176 156V157H177ZM36 157V156H35ZM61 157V156H60ZM64 157V156H63ZM74 157V156H73ZM97 157V156H96ZM176 157L174 158L175 160H177L176 159ZM27 158V157H26ZM54 158V157H53ZM82 158H84V157H82ZM92 158V157H91ZM91 158H90V160H91ZM177 158H179V157H177ZM180 158H181V156H180ZM214 158V156H212V158H210L211 160ZM32 159V158H31ZM48 159H49V156H48ZM66 159H67V157H66ZM75 159V158H74ZM88 159H89V157H88ZM87 159V160H88ZM60 160V159H59ZM58 160V161H59ZM79 160H81V159H79ZM78 160V161H79ZM92 160H94V159H92ZM101 160V159H100ZM260 160V159H259ZM27 161V160H26ZM96 161H98V160H96ZM95 161V162H96ZM212 161H215V160H212ZM63 162V161H62ZM67 162V161H66ZM69 162H70V160H69ZM77 162V161H76ZM81 162V161H80ZM79 162V163H80ZM176 162V161H175ZM177 162H179V161H177ZM176 162V163H177ZM181 162H182V160H181ZM181 162H180V164H181ZM46 163V162H45ZM61 163V162H60ZM68 163V162H67ZM72 163H73V161H72ZM78 163V162H77ZM85 163V162H84ZM94 163V162H93ZM96 163H99V162H96ZM100 163V164H101ZM19 164V163H18ZM24 163H22V165H23ZM26 164V163H25ZM66 164V163H65ZM88 164V163H87ZM177 164H179V163H177ZM179 164V166H181ZM184 164V163H183ZM69 165V164H68ZM79 165V164H78ZM96 165V164H95ZM261 165H264V158L262 157V159L260 160V161H257V163H255V164H253V166L251 167V169H250V171L248 172L249 173V180H248V182H247V184H246V188H245V190H244V194L242 195V205H241V209H242V211H243V213H244V215L247 217V218H254L253 217V213H252V211H251V203H250V196H251V194H253V191H254V189H255V182H256V178H255V174L256 173H258V171H259V167L261 166ZM29 166V165H28ZM31 166V165H30ZM62 166H65L64 164L62 165ZM73 166V165H72ZM81 166V165H80ZM175 166V165H174ZM25 167V166H24ZM23 167V168H24ZM54 167V166H53ZM58 167H59V165H58ZM61 167V166H60ZM79 167V166H78ZM84 167V166H83ZM91 167L93 168V165L91 164ZM95 167V166H94ZM176 167V166H175ZM186 167V166H185ZM23 168L20 170V171H18L17 170V172H18V175H20V176H22L21 174H22V171H23ZM65 168V167H64ZM63 168V169H64ZM69 168V167H68ZM82 168V167H81ZM88 168V167H87ZM62 168H57V170H56V168H55V173H53V175H54V178H55V181H59V183L61 182V185H59L58 184V190H59V195L61 196V197H63L65 200H67L66 201V203L67 202H69V200H72V194H73V191H74V189L75 188H77V186H75L72 182H71V180H75V178H78L79 176H76V175H69V173H67L66 171H64ZM76 169V166H74V170ZM80 169V168H79ZM180 169V168H179ZM48 170V169H47ZM81 170V169H80ZM85 170V169H84ZM182 170H184V169H182ZM69 171H70V169H69ZM16 171H15V173H17ZM25 172H27V171H25ZM35 172V171H34ZM78 172V171H77ZM76 172V173H77ZM83 172H85V171H83ZM178 172H179V170H178ZM181 172V171H180ZM183 172V171H182ZM72 173V172H71ZM27 174H30V172H28ZM26 174V175H27ZM51 174V173H50ZM83 174V173H82ZM176 174H178V173H176ZM16 175V174H15ZM18 175H16V176H18ZM36 175V174H35ZM38 175V174H37ZM44 175V174H43ZM52 175V174H51ZM97 175V174H96ZM15 176V177H16ZM19 176V178H21ZM28 176V175H27ZM40 176V175H39ZM25 177V176H24ZM36 177V176H35ZM81 177V176H80ZM88 177V178H87ZM177 177V176H176ZM26 178V177H25ZM73 178V179H72ZM179 178H181V177H179ZM188 178V177H187ZM190 178V177H189ZM188 178V179H189ZM35 179V178H34ZM47 179V178H46ZM79 179V178H78ZM184 179H186L185 177H184ZM16 180V179H15ZM21 180V179H20ZM33 180V179H32ZM41 179H38V177H37V181L39 182ZM53 180V179H52ZM170 180H171V182H172V185H174V186H171V183H170V185H169V182H170ZM177 180V179H176ZM179 180V179H178ZM18 181H19V179H18ZM22 181V180H21ZM79 181H80V179H79ZM180 181H181V179H180ZM187 181V180H186ZM35 182V181H34ZM74 182V181H73ZM81 182V181H80ZM85 182V181H84ZM183 182V181H182ZM188 182V181H187ZM18 183V182H17ZM58 183V182H57ZM77 183V182H76ZM174 183V184H173ZM179 183V182H178ZM184 183V182H183ZM189 183V182H188ZM7 184V183H6ZM53 184V183H52ZM185 184V183H184ZM47 185V184H46ZM81 185V186H82ZM177 186H178V184H176ZM180 185H181V183H180ZM179 185V186H180ZM11 186V185H10ZM7 187H8V185H7ZM7 187H5V185H3V183H0V200H8V198L9 197H11L10 196V194H8L7 193V191H9L8 189H7ZM45 187H47V186H45ZM56 186H55V189L57 188ZM80 187V186H79ZM185 187V186H184ZM16 188V187H15ZM83 188V187H82ZM177 188V187H176ZM175 188V189H176ZM10 189V188H9ZM37 189V188H36ZM41 189H43V188H41ZM78 189V188H77ZM182 189V188H181ZM52 190V189H51ZM180 190V189H179ZM183 190H184V188H183ZM3 191H5V193L3 192ZM20 191V190H19ZM41 191V190H40ZM56 191V190H55ZM54 191V192H55ZM10 192H11V190H10ZM14 192V191H13ZM84 192V191H83ZM181 193H183L182 191H180ZM177 193H178V191H177ZM186 193H188V191L186 192ZM15 194V193H14ZM174 194V193H173ZM179 194V193H178ZM38 195V194H37ZM55 195H56V192H55ZM76 195V194H75ZM81 195H82V193H81ZM172 195V194H171ZM176 195V194H175ZM182 195V194H181ZM187 195V194H186ZM192 195V194H191ZM9 196V197H8ZM12 196H13V194H12ZM58 196V195H57ZM79 196V195H78ZM169 196L170 197H172V198H169ZM179 196V195H178ZM36 197V196H35ZM45 197V196H44ZM55 197V196H54ZM186 197V196H185ZM13 197H11L10 199H12ZM39 198V197H38ZM74 198H75V196H74ZM180 198H182V197H180ZM190 198V197H189ZM193 198V197H192ZM19 199V198H18ZM174 199V198H173ZM175 199H176V197H175ZM177 199H178V197H177ZM183 199V198H182ZM181 199V200H182ZM111 200H114L115 202H113V201H111ZM185 200V199H184ZM184 200H183V202H184ZM194 200V199H193ZM46 201V200H45ZM178 201H180V199L178 200ZM1 202V201H0ZM5 202V201H4ZM70 202H72V201H70ZM69 202V203H70ZM74 202H76L75 201V199H74ZM174 202V203H173ZM177 202V203H176ZM190 202H191V200H190ZM7 203H8V201H7ZM182 203V202H181ZM68 204V203H67ZM72 204V203H71ZM100 204V203H99ZM175 204V206H178V208L177 207H175V206H173ZM190 204H192V203H190ZM241 204V203H240ZM69 205V204H68ZM102 205V206H103ZM182 205V204H181ZM1 206V205H0ZM113 206H114V204H113ZM183 206H186V205H183ZM191 206V205H190ZM193 206H195V204H193ZM197 206V205H196ZM32 207V206H31ZM106 207V206H105ZM107 208V207H106ZM173 208H177V209H179L180 208V210L181 211H178L177 209H176V211H178V215L179 214H184V210H185V214H186V216L187 217H185V214L182 216V218H184L185 219V221H181L182 219H177L178 218V216H177V214L175 213V211H174V209ZM186 208H188V207H186ZM190 208V207H189ZM195 208V207H194ZM193 208V209H194ZM108 209V208H107ZM192 209V210H193ZM196 209V208H195ZM22 210V209H21ZM188 210H190V209H188ZM195 211V210H194ZM197 211V210H196ZM180 212V213H179ZM174 213L176 214V216H173L174 215ZM189 213V212H188ZM18 214H19V211H17V209L15 210V209H12V208H10V207H7V205H2V207L0 208V219H2L1 221L3 222V227H22V226H24L25 224H23L22 225V222H24V221H22V220H26V219H24L23 218V215H22V218H21V216H18ZM107 214V213H106ZM193 214H194V212H193ZM25 216V215H24ZM103 217V216H102ZM196 217V216H195ZM199 217V216H198ZM33 218V217H32ZM180 218H181V216H180ZM193 218V217H192ZM191 218V219H192ZM28 219V218H27ZM194 219V218H193ZM192 219V220H193ZM57 220V219H56ZM180 220V221H179ZM97 221V220H96ZM186 222H188L189 223V219H188V221H186ZM196 222V221H195ZM26 223H28V222H26ZM190 223H192V222H190ZM189 223V224H190ZM51 224H53V223H51ZM22 225V226H21ZM34 225H36V224H34ZM106 225V224H105ZM199 225V224H198ZM197 225V226H198ZM252 225H253V227L258 231V233H260L261 235H262V237H263V239H264V232L261 230V228L260 227H258V224H257V222L255 221V220H252ZM33 226V225H32ZM54 227V226H53ZM55 227H58V226H56L55 225ZM169 227H171V228H169ZM172 227H174V228H172ZM175 227H179L178 229L177 228H175ZM186 227H188V225H186ZM192 227H195V225L194 226H192ZM117 228H116V232H117ZM119 229H118V231H119ZM191 229V228H190ZM113 230V229H112ZM188 230V229H187ZM193 230V229H192ZM197 230V229H196ZM194 231L195 230H193V232H191V233H194ZM125 232V233H126ZM188 232V233H187ZM199 232V231H198ZM112 233H113V231H112ZM130 233V232H129ZM195 233H196V231H195ZM127 234V233H126ZM132 234V235H133ZM123 235V234H122ZM191 235V234H190ZM200 235V234H199ZM198 235V236H199ZM129 236V235H128ZM128 236H126V238L128 237ZM133 237V236H132ZM176 237H179L180 238V240L178 239V238H176ZM191 237H194V236H191ZM129 239H130V237H129ZM134 239V238H133ZM133 239H130L131 241L133 240ZM193 239H195V238H193ZM128 240V239H127ZM137 240H139V241H137ZM20 242H21V244L22 243H24V241H25V239H23V238H21L20 240H19ZM178 241H180V242H178ZM182 241V242H181ZM184 241V242H183ZM125 242V241H124ZM127 242V241H126ZM133 243V242H132ZM131 243V244H132ZM135 243V242H134ZM138 243V244H139ZM183 243V244H182ZM204 243V242H203ZM198 244V243H197ZM130 245V244H129ZM133 245V244H132ZM133 246H135V245H133ZM136 246H137V244H136ZM135 246V248L134 249H136V248H138V246L136 247ZM199 246V245H198ZM203 246V245H202ZM130 247V246H129ZM197 247V246H196ZM242 247V246H241ZM237 248V247H236ZM133 249V250H134ZM143 249H146L145 251L146 252H144V250ZM197 249V248H196ZM200 249V248H199ZM238 249V248H237ZM236 249V250H237ZM240 249V248H239ZM62 250H63V248H62ZM202 250V249H201ZM245 250V249H244ZM254 250H255V248H254ZM254 250H253V252L252 253H254ZM257 250V251H256ZM255 251L256 252H258V249H256ZM63 251H65V254L67 255V257H66V259H68V260H76L77 259V255H76V250L75 249H64ZM132 251V250H131ZM136 251V250H135ZM209 251L211 252V249L209 248ZM241 252V251H240ZM251 252V251H250ZM256 252H255V254H256ZM259 252L261 253V250L259 249ZM39 253V255H37ZM40 253H41V250L40 251H36L35 252V254L33 255V257H27L26 259H25V262L27 263V264H38V263H40V261H39V259H41L42 257L40 256ZM135 253V252H134ZM196 253V252H195ZM194 252H193V254H195ZM238 253V252H237ZM243 253V252H242ZM259 253V254H260ZM190 254V253H189ZM234 254H236V253H234ZM240 254V253H239ZM36 255V256H35ZM198 255V254H197ZM254 255V254H253ZM261 255V254H260ZM259 255V256H260ZM38 256H40L41 258H38ZM191 256V255H190ZM196 256V255H195ZM239 256V255H238ZM245 256H247V255H245ZM255 256V255H254ZM257 256H258V254L256 255V258H257ZM139 257H140V255H139ZM142 257V256H141ZM140 257V258H141ZM143 257V258H144ZM214 257V256H213ZM252 257V256H251ZM262 256H260V257H258V259L259 258H261ZM140 258L138 259V260H140ZM142 258V259H143ZM236 258H237V256H236ZM240 258V257H239ZM242 258H245V257H242ZM255 258V257H254ZM141 259V260H142ZM146 259H148V255H147V258ZM213 259V258H212ZM238 259V258H237ZM248 259V258H247ZM253 259V258H252ZM42 260V259H41ZM201 260V259H200ZM207 260V259H206ZM211 260V259H210ZM226 260V259H225ZM246 260V259H245ZM249 260V259H248ZM255 260V259H254ZM257 260V259H256ZM263 260V259H262ZM43 261V260H42ZM41 261V262H42ZM145 261V260H144ZM213 261V260H212ZM220 261V260H219ZM251 261V260H250ZM261 261V260H260ZM142 262H143V260H142ZM141 262V263H142ZM222 261H220V263H221ZM239 262H241V259H240V261ZM244 262V261H243ZM245 262H247V261H245ZM255 262V261H254ZM257 262V261H256ZM259 262V261H258ZM257 262V263H258ZM263 261H261V263L259 262V264H264V262L262 263ZM140 263V262H139ZM144 263V262H143ZM148 263V262H147ZM212 263H214V262H212ZM211 263V264H212ZM216 263H219V262H216ZM151 264H152V261H151ZM204 264V263H203ZM206 264H207V262H206ZM222 264V263H221ZM247 264V263H246ZM250 264H252V263H250Z\"/></svg>",
  "mask_w": 264,
  "mask_h": 264
}]
</instances>
